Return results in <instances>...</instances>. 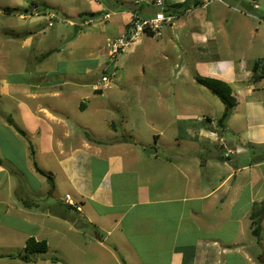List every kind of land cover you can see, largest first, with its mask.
Listing matches in <instances>:
<instances>
[{"label":"crops","instance_id":"obj_1","mask_svg":"<svg viewBox=\"0 0 264 264\" xmlns=\"http://www.w3.org/2000/svg\"><path fill=\"white\" fill-rule=\"evenodd\" d=\"M145 1L118 12L110 30L119 32L108 30L106 37L97 32L94 42L105 37L107 44L133 18L147 15L149 5L164 8L174 16L170 24L176 31L144 33L129 54L139 52L142 58L146 49L157 47L166 56L183 51L185 64L175 58L173 66H157L154 77L169 82L170 76L178 80L192 73L191 85L170 81L173 87H189L171 99L186 110L166 129L154 124L163 121L162 115L148 120L138 115L158 137L153 145L142 131L117 128L114 119L129 125L131 114H108L110 107L121 109L124 100L99 97L95 81L84 79L92 66L82 67L79 79L64 80L51 70L47 80L27 81L29 88L22 91L29 102L21 101L22 112L13 118L26 136L0 118L6 152L0 162V225L23 233L25 241L34 236L48 246L58 243L64 254L43 259L45 264H264V68L254 71L257 59L264 58V0H222L208 10L211 3L203 6L202 0H161L163 7L155 5L157 0ZM179 3L187 5L175 6ZM96 4L77 16L108 12ZM78 62L56 71L70 77ZM198 75L225 81L237 99L221 130L218 119L225 106L198 84ZM198 111L209 120L205 125L196 121ZM29 141L51 180L36 170Z\"/></svg>","mask_w":264,"mask_h":264},{"label":"rangeland","instance_id":"obj_2","mask_svg":"<svg viewBox=\"0 0 264 264\" xmlns=\"http://www.w3.org/2000/svg\"><path fill=\"white\" fill-rule=\"evenodd\" d=\"M134 1L137 0H0V118L10 116L12 119H17V116L22 112L20 102H29L22 91L29 88L28 82H36L46 78V76L48 77L51 70V74L64 76V80L79 79L82 67L89 65L93 67V70L88 76L85 75L84 79L89 78L90 82H96L103 75H112V71H116V74L113 75V85L110 88L101 89L99 97L108 98L110 103L120 99L124 100L121 109L110 107L108 114L115 115L124 111L131 114L132 123L128 125L125 122L123 124L116 117L114 120L117 128L119 130L126 129L131 133L142 131L144 136H150L146 140L155 145V140L158 137L151 135L150 126L145 125L143 118L138 115H148L147 120L151 119L152 115H162L163 121L154 124L158 125L159 128L166 129L168 127L166 123L170 122L172 117L176 118L177 113L184 112L183 108L186 110L187 107V105L184 107L177 103H171L174 93L178 90L186 93L189 90V87L182 85L181 88L173 87L170 81H179L183 84L184 80L191 85L192 73L191 76H180L178 80L170 76L169 82L167 80L158 81L154 77V70L157 66L167 67L166 64L173 66L175 58L179 65L185 64L188 57L181 50H179L181 53L166 56L165 51L160 47L152 50L146 49L147 51L140 58L139 52L135 55L129 54V51L135 46L133 45L126 52L120 53L114 58L110 57L105 40L106 33L104 32L109 30V33H113V35L119 32L117 28L110 30V26L119 17L118 12L134 5ZM138 1H141L142 4L147 3L145 0ZM97 2L102 3V6H105L111 13V18L108 21L87 23L88 19L95 17V15L89 17L79 13L81 15L78 14L79 17L77 16L78 11L92 10L97 7ZM219 4L220 1H214L207 10ZM157 8L149 5V11L145 12L147 14L145 16H152ZM246 8L247 13H253L251 9ZM51 13L56 15L55 19H50ZM50 22L52 25H49ZM82 27L85 28L79 30ZM175 31L173 24L166 23L162 29V34H171ZM84 32H88L90 35L84 37L81 34ZM97 32L105 34L104 40L100 44L94 42L95 37L99 36ZM29 36H31V40L29 43H25L24 39ZM76 60L80 61L77 64L78 69L73 68L71 73L69 71L70 74L67 72L71 75L70 77L65 76V74L61 75V71H56L71 63L74 67ZM257 61H260L261 68H264V58H259ZM64 71L62 70L63 73ZM198 77L203 76L198 75ZM66 91L69 92L70 89H66ZM194 92L198 96L201 90L197 87ZM207 93L209 92H206V97ZM201 96L203 95L201 94ZM214 97L218 99L216 96ZM75 102V98L70 100L71 105ZM196 103L203 104L200 101H196ZM205 113L216 116L206 110ZM197 114V116L201 115V118L196 120L199 124L205 125L209 121L202 117L204 113L198 111ZM135 115L138 117L137 120L134 119ZM98 123L103 125L101 120H98ZM217 128L221 130L220 126ZM227 137L229 138V135ZM165 138L168 139L170 136H165L164 140ZM5 154L6 152L1 149L0 143V162ZM25 177L31 178L32 181L34 179L27 170H25ZM34 185H38V183H34ZM65 190H67L66 187L62 186L63 194ZM0 191L3 189L0 188ZM25 244L23 233L7 231L0 225V264H45L43 259H58L64 254L60 245L53 240L46 251L30 254L25 253ZM67 250L72 256L77 255L76 250Z\"/></svg>","mask_w":264,"mask_h":264},{"label":"built area","instance_id":"obj_3","mask_svg":"<svg viewBox=\"0 0 264 264\" xmlns=\"http://www.w3.org/2000/svg\"><path fill=\"white\" fill-rule=\"evenodd\" d=\"M214 1L222 0H202L203 6H206ZM141 1H136L139 3ZM155 5L163 7V2L157 0ZM56 15L54 13L50 14V19H55ZM111 18V13H102L99 16L92 17L88 19L87 23H94L96 21H108ZM174 20V16L166 14L163 10L156 11L152 16H142L133 18L127 25V28L118 35L117 37L111 38L107 41V48L109 49L110 57L114 58L116 55L128 50L144 33H152L155 36H160L162 34V29L166 23H171ZM52 25V22L49 23ZM116 71H112V75H103L101 79H98L94 87L97 90L104 88H110L113 85V75ZM223 141V139H221ZM232 151L226 152V156H229ZM69 203L75 205L71 200L70 195L66 196Z\"/></svg>","mask_w":264,"mask_h":264},{"label":"trees","instance_id":"obj_4","mask_svg":"<svg viewBox=\"0 0 264 264\" xmlns=\"http://www.w3.org/2000/svg\"><path fill=\"white\" fill-rule=\"evenodd\" d=\"M185 4L186 3H179V4H176L175 6H184ZM171 7H173V6L171 5ZM260 66H261V62L256 61L254 64V71L256 72V70H258V68ZM257 77L258 76L255 75V78H257ZM196 80L199 84L206 86L214 95L219 97L220 100L223 102L225 109H224L222 116L218 119V125L219 126H225L226 122L228 121L229 117L231 116V113L233 111L234 106L237 104V99L233 95V91H232L231 86L223 80L211 78V77H197ZM7 120L10 124L14 125L21 134L26 136V133L22 129L18 128L15 125L14 120L10 116L7 118ZM29 147H30L31 157L33 159L36 170L39 173L46 176L49 180H51L52 179L51 175L49 173H46L44 170H42L38 166L36 159H35V149L33 147V144L30 141H29ZM24 248H25V253L30 254V253H34V252H38V251H40V252L46 251L48 248V245H47V242L45 240H37L34 236H31L27 239L26 245Z\"/></svg>","mask_w":264,"mask_h":264}]
</instances>
